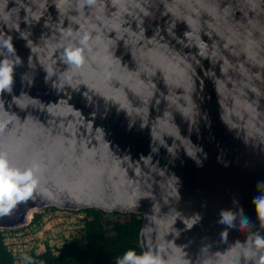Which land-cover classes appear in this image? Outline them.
Instances as JSON below:
<instances>
[{
  "label": "water",
  "instance_id": "95a60500",
  "mask_svg": "<svg viewBox=\"0 0 264 264\" xmlns=\"http://www.w3.org/2000/svg\"><path fill=\"white\" fill-rule=\"evenodd\" d=\"M0 31L22 61L0 97V151L40 165L38 189L0 216L1 232L47 209L135 213L142 254L254 264L264 0H0ZM85 34V63L61 62ZM233 198L248 228L216 224L237 211Z\"/></svg>",
  "mask_w": 264,
  "mask_h": 264
},
{
  "label": "clouds",
  "instance_id": "9594fccd",
  "mask_svg": "<svg viewBox=\"0 0 264 264\" xmlns=\"http://www.w3.org/2000/svg\"><path fill=\"white\" fill-rule=\"evenodd\" d=\"M87 5H92L95 0H83ZM69 35H71L69 33ZM88 36L85 34L79 41V46L69 45L63 47L59 59L69 67L79 68L85 63V51L88 43ZM22 63L21 58L16 55L13 44V37L0 31V97L7 92L11 93L14 83V69ZM15 97H13V100ZM5 101L0 98V111L4 109ZM0 124V127H3ZM40 165L33 162L31 166L20 167L13 165L8 154L0 151V216L9 214L18 204L26 202L33 197L38 189L39 178L37 173ZM264 186V181L257 182V188ZM237 211L231 209L222 210L216 220L217 225L225 228H235L237 217L242 228H248L251 224L250 218L245 214L244 208L236 198L232 200ZM252 204L255 207L258 218L264 219V193L254 196ZM227 231H221L220 236L227 239ZM260 250V251H258ZM250 255L255 257L254 264H264V236L259 233L253 234ZM24 259H29L25 257ZM115 264H167L161 251H145L137 255L134 250H128L122 258H117ZM238 264V261L236 262Z\"/></svg>",
  "mask_w": 264,
  "mask_h": 264
},
{
  "label": "trees",
  "instance_id": "16d2710c",
  "mask_svg": "<svg viewBox=\"0 0 264 264\" xmlns=\"http://www.w3.org/2000/svg\"><path fill=\"white\" fill-rule=\"evenodd\" d=\"M84 213V225L55 255L48 249L33 256L28 264H115L128 250L141 255L139 230L141 215L105 213L90 208ZM39 218L34 214L33 222ZM0 231V264H15Z\"/></svg>",
  "mask_w": 264,
  "mask_h": 264
},
{
  "label": "built area",
  "instance_id": "2783aa9c",
  "mask_svg": "<svg viewBox=\"0 0 264 264\" xmlns=\"http://www.w3.org/2000/svg\"><path fill=\"white\" fill-rule=\"evenodd\" d=\"M39 218L24 228L3 232V242L11 252L15 264H28L33 256L47 249L57 255L58 251L74 234L83 228L84 213L47 209L36 213ZM29 259H24L25 257Z\"/></svg>",
  "mask_w": 264,
  "mask_h": 264
}]
</instances>
